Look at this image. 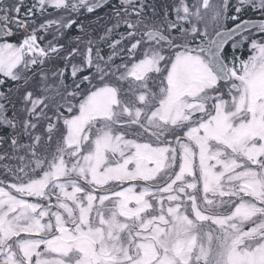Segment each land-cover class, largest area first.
Masks as SVG:
<instances>
[{"label": "snow or ice", "instance_id": "snow-or-ice-1", "mask_svg": "<svg viewBox=\"0 0 264 264\" xmlns=\"http://www.w3.org/2000/svg\"><path fill=\"white\" fill-rule=\"evenodd\" d=\"M0 129V264H264V0H0Z\"/></svg>", "mask_w": 264, "mask_h": 264}, {"label": "trees", "instance_id": "trees-1", "mask_svg": "<svg viewBox=\"0 0 264 264\" xmlns=\"http://www.w3.org/2000/svg\"><path fill=\"white\" fill-rule=\"evenodd\" d=\"M257 17H254V18H257ZM6 131H10V130H8V129H0V136L5 135Z\"/></svg>", "mask_w": 264, "mask_h": 264}, {"label": "flooded vegetation", "instance_id": "flooded-vegetation-1", "mask_svg": "<svg viewBox=\"0 0 264 264\" xmlns=\"http://www.w3.org/2000/svg\"><path fill=\"white\" fill-rule=\"evenodd\" d=\"M254 18V17H253ZM255 19H259V17L255 18Z\"/></svg>", "mask_w": 264, "mask_h": 264}]
</instances>
